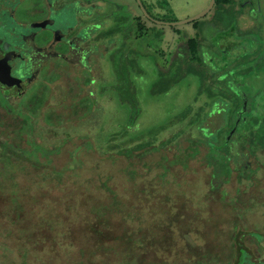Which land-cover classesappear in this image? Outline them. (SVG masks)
<instances>
[{"label": "rangeland", "instance_id": "rangeland-1", "mask_svg": "<svg viewBox=\"0 0 264 264\" xmlns=\"http://www.w3.org/2000/svg\"><path fill=\"white\" fill-rule=\"evenodd\" d=\"M0 1V30H27L23 24L33 26L38 24V19L49 16L45 15L42 0H29L26 4L14 0ZM120 1L137 9L142 19L151 23L135 0ZM141 1L153 16L150 4L154 2V8L160 9L156 0ZM167 1L166 7L173 15L166 21L194 16L210 2ZM5 7L10 11H5ZM258 7L264 16V0H259ZM219 9L215 2L208 14L195 20L199 27L215 20ZM56 13L50 14L56 25L76 24L73 15H67L64 8ZM61 16L63 21L57 19ZM248 24L250 21L243 26ZM191 26L192 22L160 25L158 27L163 30H153L142 39L144 46H140L139 53L153 56L157 64L139 62L137 101L127 90L118 92L119 100L124 101L122 105L129 107L137 103V107L132 106L131 110L111 114L109 110L96 108L90 113L82 107L86 101L83 95L89 89L83 83L82 75L76 79L54 81V84L61 83L63 89L69 86L70 94L60 97L50 93L49 97H53L49 99L47 114L60 117L61 120L57 119L54 124L60 122L70 137L58 147L47 143L58 148L50 153V163L41 155L37 161L25 155L14 162L13 171L0 172V264H212V261L216 264L219 260L221 264H227V257L234 254L232 238L239 230L245 234L248 230H255L252 234L259 241L260 232L264 233V148L258 147L253 155L244 154L245 160L241 163L247 165L249 162L252 167L258 165L259 174L251 180L243 174L237 183L233 175L228 184L222 185L224 189L217 192L215 184L211 183L212 187L209 184L212 165L204 157L207 147L199 143L189 144L187 140L197 134L194 127L187 128L174 139L175 142L167 143L165 147L158 144L171 138L169 129L154 139L159 127L180 126L185 129L187 123L194 122L200 115L201 109L197 105L204 99L199 96L203 90L200 89V78L194 73L186 75L168 93L151 92L152 82L158 77L156 67L163 63L162 56L168 57V47L171 45L172 48L178 39H184L185 34H196ZM173 28L179 29L176 30L180 31L178 37L172 33ZM161 31H164V38L163 35L158 37ZM140 32L143 34L142 30ZM81 34L85 36L87 31L82 30ZM165 43L167 50L163 51L161 46L164 47ZM204 44L216 53L212 43L205 40ZM176 46H180L179 43ZM53 63L65 67L60 59H54ZM167 64L161 68L167 70ZM55 73L50 71L48 75L54 78ZM29 94V100H32L34 93ZM98 103L104 105V99ZM132 113L140 114L131 123L129 116ZM179 114L185 117L177 122L174 116ZM250 118L255 121L254 117ZM99 127L101 130L104 127L102 134L98 132ZM121 129L135 132L123 137L125 141L122 143L134 148L130 156L117 150L116 146L108 152L106 144L101 146L105 136ZM47 134L49 140L58 135L51 126H48ZM137 134L144 137L136 140L133 136ZM131 137L133 139L129 140ZM206 137L210 148L217 140L209 134ZM30 140L29 136L21 142L27 150L20 153H32L28 150ZM60 140L61 143L64 139ZM144 141H150L151 145L135 148ZM83 142L91 146H79L72 153L73 160L80 159L79 165L73 167V162H69L70 152ZM155 145L158 148H153ZM195 146L198 151L192 156L186 155ZM49 164L58 169L65 167L61 174L49 173ZM233 204L240 209H233ZM241 232L239 238L243 235ZM249 245L255 249L256 256L264 255V242L255 246L250 242ZM224 253L227 254L225 259Z\"/></svg>", "mask_w": 264, "mask_h": 264}, {"label": "flooded vegetation", "instance_id": "flooded-vegetation-1", "mask_svg": "<svg viewBox=\"0 0 264 264\" xmlns=\"http://www.w3.org/2000/svg\"><path fill=\"white\" fill-rule=\"evenodd\" d=\"M14 1L24 4L29 2V0ZM42 1L46 9L45 15L49 16L38 19V23L55 20L51 19L50 14L63 8L67 10L68 15L73 4L78 2L81 5L89 4L91 11L85 9L80 12L78 23L72 26L56 25L55 22L56 26L51 27L23 24L27 30H0V157L8 152L14 162L26 155L19 152L14 156V151L20 148L27 150L21 142L29 136L31 139L29 145L33 141L35 145L44 149L38 154L45 160H47L46 149L49 147L47 143L57 144L58 147L70 137L69 132L63 131L60 122L54 124L61 118L47 114L49 99L53 97H49L50 93H56L60 97L70 94L69 86L63 89L61 83L54 84L55 80H68L72 77L76 79L81 75L84 79L87 78L85 81L83 79V83L89 89L83 95L86 101L82 103V107L90 113L96 108L109 110L111 114L131 110L132 106L137 107V103L129 107L122 105L124 101L121 98L119 100L118 92L127 90L137 101L139 71H141L139 62L157 64L153 56L149 54L141 56L139 53L140 46H144L142 39L152 34L153 30H163L158 27L160 25L184 24H169L180 20L166 21V18L173 15L172 10L166 7L167 0L155 1L159 10L154 8L152 4L154 2L150 4L155 16L145 9L141 0H139L140 4L135 0L143 16L153 24L144 21L137 9L124 5L120 0H74L78 2L73 3H71L73 0ZM215 2L220 8L218 16L212 22L209 21L205 26L199 27L195 20L208 14ZM1 3L0 1V5ZM258 5L259 0H214L213 5L204 15L186 22H192L191 27L196 34L194 36L185 34L184 39H178L173 47L179 43L180 46H176L181 47L179 50H176V47L170 48L168 40V57L162 56V65L167 62L168 68L164 70L161 68L162 65L157 66L158 77L152 82L151 92L164 94L190 73L200 78V89L203 91L199 96H203L204 99L197 105V108L201 109L199 117L194 122L187 123L185 129H180V126L159 127L155 131L154 139H157L162 131L169 129L172 132L170 139L160 142L157 140L159 147H165L167 143L175 142L174 139L183 134L187 128L194 127L198 137L196 138L197 134L194 133V139L193 137L187 139L189 144L199 143L208 147L206 135L216 136L218 151L222 154L225 151L229 152L227 157L230 167L228 172L223 170L222 165L218 171H210L209 184L210 186L211 183L215 184L214 178H217L215 184L217 192L224 189L222 185L228 184L233 175L237 183L243 174H246L248 180L259 174L258 165L252 167L249 162L247 165L241 164L245 160L244 154L253 155L258 147L264 148V16ZM5 9L10 11L8 7ZM57 19L63 21L62 16ZM248 21L250 25L243 26ZM144 22L149 26L146 27ZM82 30L87 31V35L81 34ZM172 30V33L177 34L175 36L178 37L180 31L176 30L179 29ZM160 35L164 38V31L159 32L158 37ZM205 40L213 44L216 53L204 44ZM161 48L163 51L167 50L166 43ZM54 59L62 60L65 67L54 65ZM191 69H194V72ZM50 71L56 72L54 78L49 77ZM210 85L212 88L209 87ZM29 93H34L32 100H29ZM98 99H104V105L101 106ZM137 112H140V109ZM139 114L132 113L129 116L131 123ZM49 115L54 117L52 118L54 121H49ZM250 116L254 117L255 121H252ZM184 117V114H179L174 116V119L178 122ZM48 126L58 134L53 135L50 140L47 134ZM99 130L98 132L102 134L104 127L102 130L99 127ZM126 132L135 133L129 130ZM109 134L101 143V146L106 144V152L111 150L113 145L125 146L122 145L124 138H116L114 132ZM141 136L144 137L142 134L133 137ZM60 139H64L63 142L60 143ZM2 141L8 145L5 150ZM144 142H149L151 145L150 141ZM83 145L91 146L83 142L78 147ZM158 146L155 145L153 148ZM243 149L247 151L244 152ZM205 158L209 164V159ZM247 169L249 170L246 171ZM233 206V209H240V206L235 204ZM240 232L241 230L231 241L232 246L235 245L234 254L227 257L224 253L223 259L227 257L225 260L227 264H264V255L256 256L255 249L253 250L249 245L250 242L254 246L256 243L264 242V233L260 232L261 238L258 241L252 234L256 232L255 230H248L247 234L242 231L243 235L239 238ZM246 239H248L247 245ZM219 261L216 264H221ZM212 262L215 264L214 261Z\"/></svg>", "mask_w": 264, "mask_h": 264}, {"label": "trees", "instance_id": "trees-1", "mask_svg": "<svg viewBox=\"0 0 264 264\" xmlns=\"http://www.w3.org/2000/svg\"><path fill=\"white\" fill-rule=\"evenodd\" d=\"M52 118H54V117H51L50 115L48 116V119H49V121L50 120H52V121H54V119H52ZM126 130L127 129H121V130H118V131H115L114 133H118V135L119 136H121L122 135V137L121 138H123L124 136H126L127 135V132H126ZM113 132V131H112ZM117 135V136H118ZM213 136V138L214 139H217V137L216 136H214V135H212ZM118 138V137H117ZM137 139H140V138H142V136L141 137H136ZM129 140H132L131 138L129 139ZM123 142V141H122ZM150 143L148 142V143H146V142H144V143H142V144H140V145H138V147H145V146H148ZM2 145H3V148H4V150L6 149V147L8 146L6 143H4L3 141H2ZM122 145H125V146H122V147H119V146H116V145H113V146H116L117 148H118V150H120V152H122V153H124L125 155H127V156H130V155H132L130 152H131V150L132 149H134V148H132V147H127L126 146V143L124 142V143H122ZM212 147H207V151H206V153H205V157H207V158H209V163L212 165V170H214V171H218V169H221V165H222V167H223V170L225 171V172H228L229 170H230V167L228 166V157H227V155L229 154V152L228 151H225L223 154L221 153V152H219L218 151V145H216V143L215 142H213L212 143ZM9 147H11V146H9ZM30 149H28L29 151H31L32 153H25L26 155H27V158L28 159H30V160H34V161H37L38 160V155H40V154H38V152H40L41 150L42 151H44V149L43 148H40V147H38L37 145H35L34 143H33V141H31V145H30ZM138 147H135V148H138ZM78 148V146L77 147H74V148H72V150H71V152H70V160H69V162H73L72 163V165H73V167H76L77 165H79V163H80V159H74L73 160V155H72V153H75V150ZM212 149H215V150H212ZM58 150V148L57 147H55V146H52V147H47V149H46V158H47V161L50 163L51 162V158H50V153H52V152H55V151H57ZM191 151H187V153H186V155H190V156H192V155H194L197 151H198V148L195 146L194 148L192 147V149H190ZM22 151V149L20 148V149H15V151H14V156H16V154H18L19 152H21ZM213 151V152H212ZM217 153H216V152ZM16 152V153H15ZM23 152V151H22ZM35 152H37V153H35ZM24 154V153H23ZM46 161V162H47ZM75 162V163H74ZM0 164H1V166H0V172H10L12 169V167H13V170H14V167H15V164H14V160H13V157H11L9 154H8V152H6V155H1V157H0ZM65 166H62L60 169H58V168H55L54 166H52V164H49V173H57V174H61L62 173V170H63V168H64ZM12 170V171H13ZM217 178H214V181H215V184H217Z\"/></svg>", "mask_w": 264, "mask_h": 264}, {"label": "water", "instance_id": "water-1", "mask_svg": "<svg viewBox=\"0 0 264 264\" xmlns=\"http://www.w3.org/2000/svg\"><path fill=\"white\" fill-rule=\"evenodd\" d=\"M73 2H78V1L73 0L71 3H73ZM137 2H138V4H140L139 0H137ZM213 3H214V0H210V4L205 10H203L202 12H200L199 14H197L195 16H192L191 18H187L184 20L176 21V22H170L169 24L176 25V24H182V23H186L189 21H193L194 19H197L200 16L204 15L210 9V7L213 5ZM85 9L88 11H91V6L89 4L81 5L79 2L75 3V4H73V7L70 9V12L68 13V15L72 14L73 15L72 17H74V19L76 20V24H77L78 23V17L80 15L79 13ZM55 22H56V20H51L50 22L44 21V22L38 23L37 25L40 27H45V26L51 27V26H56ZM84 28H86V26Z\"/></svg>", "mask_w": 264, "mask_h": 264}]
</instances>
